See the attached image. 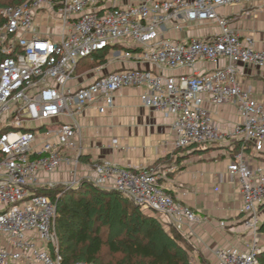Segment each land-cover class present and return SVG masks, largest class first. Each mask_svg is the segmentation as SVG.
Here are the masks:
<instances>
[{"label":"built area","instance_id":"built-area-1","mask_svg":"<svg viewBox=\"0 0 264 264\" xmlns=\"http://www.w3.org/2000/svg\"><path fill=\"white\" fill-rule=\"evenodd\" d=\"M4 1L10 4L0 8V264H62L57 202L44 193L59 186L118 192L181 232L201 223L167 191L156 168L85 157V111L104 115L124 89L139 90L142 107L171 120L174 149L230 146L228 172L239 181L248 251L219 248L216 264H258L264 102L244 87L240 67L264 69V50L231 28L234 17L218 14L255 0ZM208 26L212 35L196 34ZM102 54L120 66L103 75L80 71ZM223 105L240 117L232 128L209 108ZM58 174L69 178L56 180Z\"/></svg>","mask_w":264,"mask_h":264},{"label":"crops","instance_id":"crops-1","mask_svg":"<svg viewBox=\"0 0 264 264\" xmlns=\"http://www.w3.org/2000/svg\"><path fill=\"white\" fill-rule=\"evenodd\" d=\"M218 14L234 17L231 28L241 36H252L255 48L264 50V0L223 7ZM213 33L211 26L196 31L199 36ZM119 66L109 61L94 71L103 75ZM129 67L149 68L148 65L132 64ZM240 69L244 87L255 99L264 102V69L251 66H241ZM139 94L137 89L122 90L115 99V106L104 115L94 107L85 111L83 122L89 128L85 140L87 160L110 159L122 168L133 170L158 169L167 191L201 219L189 239L197 253L212 264H216L214 253L219 248L236 247L248 251V239L242 225L239 181L228 172L230 146L218 144L222 148L205 149L200 153H191V149H174L170 145L173 141L171 120L158 111L142 107ZM209 108L225 128H232L240 122L235 107L231 105ZM232 145L234 148L235 142ZM68 178L66 174L55 176L56 180ZM261 213L263 224L264 207ZM262 238L264 241V235Z\"/></svg>","mask_w":264,"mask_h":264},{"label":"trees","instance_id":"trees-1","mask_svg":"<svg viewBox=\"0 0 264 264\" xmlns=\"http://www.w3.org/2000/svg\"><path fill=\"white\" fill-rule=\"evenodd\" d=\"M9 4L0 0V8ZM2 22L0 16V25ZM99 56L95 59L98 60ZM103 56L105 57V54ZM44 193L57 202V231L63 258L62 264H74L79 260L92 264H194L189 255V248L182 247L175 240L165 239L155 219L140 213L134 216L136 221L142 220L139 226L132 225V220L124 223L125 226L132 225V230L118 243L119 245H116L115 241L107 244L113 255V258L108 261L101 254L105 245L101 227H94L92 224L98 223V215L105 207L107 210L111 208V200L108 198L122 196L130 200L118 192L102 191L90 184H84L81 189L66 193L67 196L70 193L74 195H70V205L73 206L70 208V205H64L63 197L56 198L58 195L56 191ZM89 195H91L90 198H88ZM130 207L131 205L127 203L125 211L129 212ZM133 213H136L135 210ZM260 233L264 235V223L261 225ZM118 253L127 254L129 260H116L115 255ZM257 261L258 264H264V250L258 255Z\"/></svg>","mask_w":264,"mask_h":264},{"label":"rangeland","instance_id":"rangeland-1","mask_svg":"<svg viewBox=\"0 0 264 264\" xmlns=\"http://www.w3.org/2000/svg\"><path fill=\"white\" fill-rule=\"evenodd\" d=\"M105 65H106V56L104 57L102 54L99 56L98 60H96L95 58H89L85 60L80 68V71L84 72L86 70H98L104 67ZM223 147H227V146H223ZM217 148H222V147L217 144V145H210V146H196V147H192L188 149H191L190 150L191 153H196V152L200 153L204 151L205 149H217ZM88 189H91V188H88ZM54 191H56L60 197L64 198V205L65 204L70 205V200H71L70 195H73V194L70 193V195L67 196L66 193H68L69 190L66 191L62 187L59 186ZM90 197L91 195L88 196V198ZM108 199L111 200L110 202L111 208L107 210V208L105 207L104 210L101 212V214L98 215L99 217L98 223L92 224L94 227L95 226L101 227V234L103 235V240L105 242V245L102 248L101 254H102V257H104L106 260L109 261L113 258V255L111 254V251L109 250V247L107 244L111 243L112 241H115L116 245H119L118 243L121 240H123L125 237H127V235L131 232L132 225L135 224L139 226L140 223H142L141 219L137 221L135 219L137 213H140L142 215L155 219V221L161 228L162 230L161 232L164 234L163 236L165 237V239L169 238L171 240H175L182 247L186 246L187 248H189V255L192 258V261L194 264H212V262H210L209 259H207L205 256H202L199 252L197 253V251L194 249L192 240L189 239V234H192L190 231L187 230L186 232H181L166 217L159 215L157 213L151 212V211H145L141 209L140 207H136L130 201L126 200L122 196H115L113 198H108ZM127 203L131 205V207L128 210L129 212L125 211ZM69 207L73 208V206L71 205ZM133 210H135L136 213H133ZM129 220L133 221L132 225L128 226L127 224L125 226L124 223H127ZM192 230L194 231V227L192 228ZM115 259L120 260V261H128L129 257L125 253H118L115 255ZM83 261L84 260H79L76 262H83Z\"/></svg>","mask_w":264,"mask_h":264}]
</instances>
